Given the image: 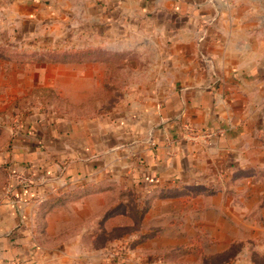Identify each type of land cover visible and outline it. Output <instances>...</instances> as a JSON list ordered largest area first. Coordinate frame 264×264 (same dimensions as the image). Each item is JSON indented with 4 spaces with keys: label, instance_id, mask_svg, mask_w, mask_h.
I'll return each mask as SVG.
<instances>
[{
    "label": "crops",
    "instance_id": "1",
    "mask_svg": "<svg viewBox=\"0 0 264 264\" xmlns=\"http://www.w3.org/2000/svg\"><path fill=\"white\" fill-rule=\"evenodd\" d=\"M56 6L77 28L80 63L56 64L73 106L0 125V264L93 263L129 216L143 257L264 264V0Z\"/></svg>",
    "mask_w": 264,
    "mask_h": 264
},
{
    "label": "rangeland",
    "instance_id": "2",
    "mask_svg": "<svg viewBox=\"0 0 264 264\" xmlns=\"http://www.w3.org/2000/svg\"><path fill=\"white\" fill-rule=\"evenodd\" d=\"M67 1L70 3L71 0ZM56 3L61 6L63 0H32L31 16L27 14L28 7H23L21 0H16L10 6L6 2L0 3V125L9 124L10 121L12 124L13 117L27 109H67L73 106L61 103L56 91L76 90L72 88V75L77 74L75 68H60L56 64L80 63L79 55L62 51L77 43V38L73 35V30L77 28L75 29L68 20L71 11L63 12L61 7L57 9ZM55 48H59L61 52H47ZM56 55L58 57L55 58ZM115 62H120L119 56L115 58ZM79 73L88 74L87 70ZM116 74L118 76V73ZM79 79L83 80L79 83L84 86L81 90L86 95L88 77ZM75 80L74 82L78 83ZM79 107L82 112L88 108V104ZM129 217L128 230L119 233L117 231V239L93 254L95 262L101 261L86 264H157L159 261V264H165L161 259H153L149 254L144 257L137 254L138 239L133 226L135 218ZM76 252L82 256L85 250L79 247Z\"/></svg>",
    "mask_w": 264,
    "mask_h": 264
},
{
    "label": "built area",
    "instance_id": "3",
    "mask_svg": "<svg viewBox=\"0 0 264 264\" xmlns=\"http://www.w3.org/2000/svg\"><path fill=\"white\" fill-rule=\"evenodd\" d=\"M186 129H188L190 137H192L193 139H197L198 137L202 138L206 144H210L212 138H214L216 134H218L219 132V131H209V130L197 131L190 127H186ZM9 173H10L11 178H15V179L19 178V176L16 173L14 172H9Z\"/></svg>",
    "mask_w": 264,
    "mask_h": 264
},
{
    "label": "trees",
    "instance_id": "4",
    "mask_svg": "<svg viewBox=\"0 0 264 264\" xmlns=\"http://www.w3.org/2000/svg\"><path fill=\"white\" fill-rule=\"evenodd\" d=\"M87 57V56H86ZM86 57H83V58H86Z\"/></svg>",
    "mask_w": 264,
    "mask_h": 264
}]
</instances>
